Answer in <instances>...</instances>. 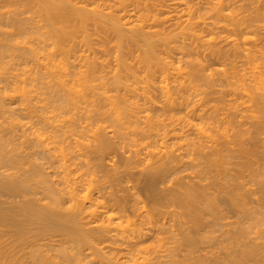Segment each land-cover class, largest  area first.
I'll return each mask as SVG.
<instances>
[{
	"label": "bare ground",
	"instance_id": "6f19581e",
	"mask_svg": "<svg viewBox=\"0 0 264 264\" xmlns=\"http://www.w3.org/2000/svg\"><path fill=\"white\" fill-rule=\"evenodd\" d=\"M0 264H264V0H0Z\"/></svg>",
	"mask_w": 264,
	"mask_h": 264
},
{
	"label": "rangeland",
	"instance_id": "374dc122",
	"mask_svg": "<svg viewBox=\"0 0 264 264\" xmlns=\"http://www.w3.org/2000/svg\"><path fill=\"white\" fill-rule=\"evenodd\" d=\"M117 156H118V154H117ZM117 156H116V157H117ZM119 156L121 157V155H119ZM258 157H259V156H258ZM117 158H119V157H117ZM117 158H116V159H117ZM116 159H115V160H116ZM120 159H121V158H120ZM120 159H117V160H120ZM257 159L260 160V161L262 160L260 157L257 158ZM117 162H118V161H117ZM117 162H115V163L118 165L120 161H119L118 163H117ZM105 169H107V168H105ZM182 169H184V168H182ZM182 169H180V171L182 172V174H183V173L185 174L187 171H186L185 169H184V170H182ZM180 171L178 170V172H180ZM183 171H184V172H183ZM185 171H186V172H185ZM178 172L176 173L177 175H175V176H177V178H179V177H178V174H179ZM181 172H180V173H181ZM140 174H142V175L144 174V176H146V175H145L146 173H140ZM140 174L138 173V176H137V174H136V177H135V178L139 177ZM179 176L181 177V174H180ZM140 177L143 178V179L145 178V177H142V176H140ZM140 177H139V178H140ZM141 178L136 180V181L141 180V181L136 182L137 184L139 183V185H136V183H135V186H134V183H132V186H134V188H135V189H134V188H132V189L135 190L134 192H138V193H139L140 198L143 196V197H142L143 202L148 201V204H149V201H150V200H147V199H149V198L146 197L147 194L144 192L145 190H144V188L142 187L143 179H141ZM186 179H188V178H186ZM140 183H141V185H140ZM167 183H169V182H167ZM167 183H166L165 185H168ZM160 185H161L162 187H161V188L159 187L160 189L158 188V190L162 191V190L165 189V192H166V189H167V191H168V189L172 187V185H171V187H168V188H167V187L164 185V183H162V184H160ZM160 185H159V186H160ZM254 185H255V184H254ZM136 186H137V188H136ZM140 186H141V187H140ZM250 186H251V188H252V187H253V188H254V187H258L257 185H255V186L250 185ZM175 187H176V186H175ZM140 188H141V189H140ZM162 188H163V189H162ZM132 189H131V190H132ZM161 189H162V190H161ZM254 189H255V188H254ZM133 190H132V191H133ZM141 190H142V192H141ZM255 190H258V188H256ZM160 191H159V192H160ZM165 192H163V193H165ZM140 193H141V194H140ZM166 193H167V192H166ZM144 197H145V198H144ZM146 198H147V199H146ZM144 200H145V201H144ZM145 203H146V202H145Z\"/></svg>",
	"mask_w": 264,
	"mask_h": 264
}]
</instances>
